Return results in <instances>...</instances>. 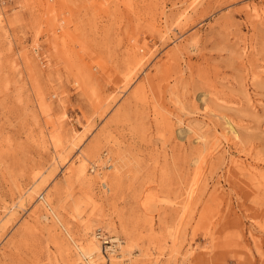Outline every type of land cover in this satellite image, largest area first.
<instances>
[{
    "label": "rangeland",
    "instance_id": "obj_1",
    "mask_svg": "<svg viewBox=\"0 0 264 264\" xmlns=\"http://www.w3.org/2000/svg\"><path fill=\"white\" fill-rule=\"evenodd\" d=\"M49 208L97 264H264V0H0V264H87Z\"/></svg>",
    "mask_w": 264,
    "mask_h": 264
},
{
    "label": "bare ground",
    "instance_id": "obj_2",
    "mask_svg": "<svg viewBox=\"0 0 264 264\" xmlns=\"http://www.w3.org/2000/svg\"><path fill=\"white\" fill-rule=\"evenodd\" d=\"M108 169H109V171L115 170V168L113 167L112 164L109 165ZM100 185H101L102 189H104L105 191L108 190V188H107L105 183L102 182ZM191 193H192V191H191ZM39 198L40 197H38V199ZM41 199L43 201L44 206L48 207V204L46 203L44 198L42 197ZM49 210H50V214L53 216L55 222L59 226L62 227V229H63L62 231H64L65 234L67 235V237L69 238V240L72 241V243H73L72 245H74V247L76 249V253H77L78 257L81 260L85 261L87 264H97L98 262H107V263H111L112 262L111 258L113 256V251L109 247H104V245H107L109 242L105 241V242H102V243H98L96 241L97 237L94 236L93 239L86 241L85 245H83V244L77 245L72 240V238L69 235L68 231L63 227L57 212L54 211V210H51L50 208H49ZM110 243H112V244L117 243V246L119 247L120 252L122 253V255H120L119 258H121V260H122L124 258V252L122 251V246L119 243V241L116 240V239H113V240L110 241Z\"/></svg>",
    "mask_w": 264,
    "mask_h": 264
}]
</instances>
